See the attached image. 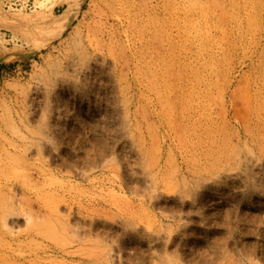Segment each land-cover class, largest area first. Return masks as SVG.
<instances>
[{
	"label": "rangeland",
	"instance_id": "1",
	"mask_svg": "<svg viewBox=\"0 0 264 264\" xmlns=\"http://www.w3.org/2000/svg\"><path fill=\"white\" fill-rule=\"evenodd\" d=\"M0 264H264V0H0Z\"/></svg>",
	"mask_w": 264,
	"mask_h": 264
},
{
	"label": "bare ground",
	"instance_id": "2",
	"mask_svg": "<svg viewBox=\"0 0 264 264\" xmlns=\"http://www.w3.org/2000/svg\"><path fill=\"white\" fill-rule=\"evenodd\" d=\"M71 18H72V17H71ZM71 18H69L68 21H69Z\"/></svg>",
	"mask_w": 264,
	"mask_h": 264
}]
</instances>
